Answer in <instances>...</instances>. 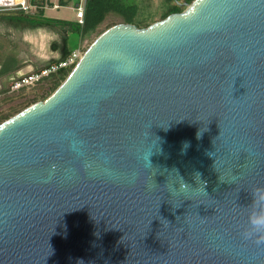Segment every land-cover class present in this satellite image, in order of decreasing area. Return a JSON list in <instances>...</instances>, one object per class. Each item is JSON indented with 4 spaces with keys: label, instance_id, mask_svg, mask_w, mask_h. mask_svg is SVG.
<instances>
[{
    "label": "water",
    "instance_id": "obj_1",
    "mask_svg": "<svg viewBox=\"0 0 264 264\" xmlns=\"http://www.w3.org/2000/svg\"><path fill=\"white\" fill-rule=\"evenodd\" d=\"M182 7L0 124V264H264V0Z\"/></svg>",
    "mask_w": 264,
    "mask_h": 264
},
{
    "label": "rangeland",
    "instance_id": "obj_2",
    "mask_svg": "<svg viewBox=\"0 0 264 264\" xmlns=\"http://www.w3.org/2000/svg\"><path fill=\"white\" fill-rule=\"evenodd\" d=\"M28 5L36 7L40 3L37 0H26ZM58 10L49 9L46 16L50 19H58L63 21H76V0H70V3L62 7L60 1L52 0ZM137 7V15L135 22L155 23L162 19L163 14L171 6L165 0H133ZM1 16V15H0ZM121 19L110 17L100 28L99 32L106 30L111 25H117ZM97 34L91 38L81 42L77 37H73L70 42L72 49L81 48L84 55L86 50L97 39ZM62 32L49 30L46 28L16 29L0 23V68L6 69V65H12V58H15V67L9 68L7 72L0 77V121L1 124L7 118L13 117L29 106L44 101V97H48L53 87V79L48 78L41 84L24 89L19 92H10L8 85L9 72L20 70L25 73L36 72L50 65L59 58V51L53 50L54 42H61ZM10 62V63H9ZM12 67V66H11Z\"/></svg>",
    "mask_w": 264,
    "mask_h": 264
},
{
    "label": "trees",
    "instance_id": "obj_3",
    "mask_svg": "<svg viewBox=\"0 0 264 264\" xmlns=\"http://www.w3.org/2000/svg\"><path fill=\"white\" fill-rule=\"evenodd\" d=\"M171 7L163 14L162 19L164 20L170 15L182 13L185 9L182 7L184 4H192L195 0H165ZM133 0H87L86 11H85V25L82 27L73 22L58 21L45 17L44 11H40L37 17L31 18L27 16H13V15H2L0 16V22H5L13 27L22 29H38L46 28L53 31L62 32V45L60 49L62 51V59L64 61L69 55L76 49L70 47L71 39L75 36L82 41L91 38L97 34V38L108 29L116 26L111 25L106 30L99 32L100 28L110 17H117L121 19V24H133L139 28H148L154 23L145 22L138 26L135 24V18L137 15V7L134 5ZM70 0H60L62 7L67 6ZM119 25V24H118ZM80 47V46H79ZM58 63V62H57ZM56 64L52 63L51 65ZM61 71L58 74L51 76L53 79V87L48 97H44V101L49 98L57 88L68 78L72 70ZM44 69V68H42ZM2 73L0 72V76ZM7 118L6 120L10 119ZM1 124V121H0Z\"/></svg>",
    "mask_w": 264,
    "mask_h": 264
},
{
    "label": "built area",
    "instance_id": "obj_4",
    "mask_svg": "<svg viewBox=\"0 0 264 264\" xmlns=\"http://www.w3.org/2000/svg\"><path fill=\"white\" fill-rule=\"evenodd\" d=\"M37 2L42 3L44 0H37ZM76 21L78 25H85V11L87 0H76ZM47 5V4H45ZM46 7V6H45ZM39 6L31 7L28 5L26 0H0V15H13V16H28L34 17ZM83 53L81 48L72 52L67 59L60 61L56 64L51 65L50 67L41 69L36 72L24 76H15L12 78L9 90L10 92H19L24 89L33 88L51 76L58 74L61 71L70 70L75 67L80 59L82 58Z\"/></svg>",
    "mask_w": 264,
    "mask_h": 264
},
{
    "label": "crops",
    "instance_id": "obj_5",
    "mask_svg": "<svg viewBox=\"0 0 264 264\" xmlns=\"http://www.w3.org/2000/svg\"><path fill=\"white\" fill-rule=\"evenodd\" d=\"M58 2L60 1V0H57ZM45 4H47V5H45ZM39 9L37 10V12H36V14H35V16L34 17H37V15L39 14V12L40 11H44V13H45V17L46 18H49V17H47L46 16V11L47 10H49V9H52V10H58V6H55L54 4H53V1L52 0H44V2H42V3H40L39 5ZM46 6V7H45ZM28 17V16H27ZM34 17H31V18H34ZM50 19V18H49ZM54 20H58V19H54ZM58 21H63V20H58ZM66 22H69V21H66ZM71 22V21H70ZM73 23H76V24H78L77 23V21H72ZM0 23H2V22H0ZM3 23H5V22H3ZM7 24V23H6ZM8 25V24H7ZM11 26V25H10ZM11 27H13V26H11ZM13 28H16V29H22V28H18V27H13ZM39 29V28H38ZM25 30H27V29H25ZM34 30H36V29H34ZM62 45V38H61V42L60 43H58V42H54L53 44H52V47H53V50H55V51H59V58L57 59V60H55L54 62H52V63H57V62H60V60L62 59V51H61V49H60V46ZM80 48V47H79ZM78 48V49H79ZM77 50V49H76ZM76 50H74V51H76ZM73 51V52H74ZM12 65H9L10 67L9 68H13V66L15 65L14 63H16L15 62V58H12ZM10 63V62H9ZM51 63V64H52ZM12 66V67H11ZM15 67V66H14ZM8 65H6V69L4 70H2L1 68H0V72L2 73V75H4L3 73H5V72H7L8 71ZM21 70V69H20ZM20 70H16V71H13V73H12V71L11 72H9V76H8V85L10 86V83H11V80H12V78H14L15 76H17V74L19 73V72H21ZM39 71V70H38ZM1 75V76H2ZM0 76V77H1Z\"/></svg>",
    "mask_w": 264,
    "mask_h": 264
},
{
    "label": "clouds",
    "instance_id": "obj_6",
    "mask_svg": "<svg viewBox=\"0 0 264 264\" xmlns=\"http://www.w3.org/2000/svg\"><path fill=\"white\" fill-rule=\"evenodd\" d=\"M254 200L258 203L264 200V189H256L253 193ZM250 226L253 230L258 232H264V209L259 211H254L250 216L249 220ZM264 242V237L258 240L257 243Z\"/></svg>",
    "mask_w": 264,
    "mask_h": 264
}]
</instances>
